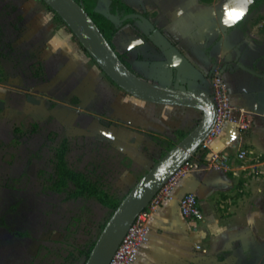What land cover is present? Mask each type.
<instances>
[{
    "label": "crops",
    "instance_id": "crops-1",
    "mask_svg": "<svg viewBox=\"0 0 264 264\" xmlns=\"http://www.w3.org/2000/svg\"><path fill=\"white\" fill-rule=\"evenodd\" d=\"M123 1L136 10L125 17L134 23L122 26L114 44L138 74L154 84L210 94L217 68L236 115L250 122L241 132L228 122L209 138L206 156L193 159L170 197L151 211L148 237L134 264H264V0L247 6L241 0ZM110 4L99 0L96 10L121 24ZM241 7L244 15L226 23ZM42 12L54 17L46 27ZM22 18L21 39L43 64L53 65L48 79L28 94L41 100L29 108L36 119L55 117L68 135L103 137L146 169L165 150L150 133L174 138L176 130L201 119L197 108L148 102L114 84L42 0H26ZM61 27L70 34L71 53H83L86 64L73 61L67 49L52 51L50 39L63 43ZM241 149L246 155L238 159ZM226 150L234 159L229 169L212 170L207 156ZM123 179L130 189L137 182L132 173ZM188 192L197 194L203 221L182 215L179 201ZM214 222L227 231L214 236Z\"/></svg>",
    "mask_w": 264,
    "mask_h": 264
},
{
    "label": "rangeland",
    "instance_id": "rangeland-1",
    "mask_svg": "<svg viewBox=\"0 0 264 264\" xmlns=\"http://www.w3.org/2000/svg\"><path fill=\"white\" fill-rule=\"evenodd\" d=\"M25 2L0 0V100L6 102L0 110V264H84L112 208L51 189L47 178L60 146L69 147L73 168L99 179L116 198L130 189L124 175L141 166L103 137L68 135L55 117L32 115L27 95L53 65L21 39Z\"/></svg>",
    "mask_w": 264,
    "mask_h": 264
},
{
    "label": "water",
    "instance_id": "water-1",
    "mask_svg": "<svg viewBox=\"0 0 264 264\" xmlns=\"http://www.w3.org/2000/svg\"><path fill=\"white\" fill-rule=\"evenodd\" d=\"M67 24L83 48L104 73L125 92L142 100L201 110L199 123L163 155L126 194L107 221L84 264H109L128 229L163 187L198 152L208 139L217 118V107L210 94L197 89L162 86L132 71L108 42L98 25L76 0H43ZM102 60L103 63H98ZM28 102L39 105L33 95ZM6 102L0 100V110ZM161 169L164 171L161 172Z\"/></svg>",
    "mask_w": 264,
    "mask_h": 264
},
{
    "label": "built area",
    "instance_id": "built-area-1",
    "mask_svg": "<svg viewBox=\"0 0 264 264\" xmlns=\"http://www.w3.org/2000/svg\"><path fill=\"white\" fill-rule=\"evenodd\" d=\"M213 70L210 96L215 101L217 107V118L210 136L204 142V147L207 145L209 138L217 135L228 122H235L240 132L247 130L250 126L248 120L236 115V108L230 97L227 80L217 68ZM245 155L246 150L241 149L237 152L236 157L242 159ZM206 159L208 166L212 170H228L234 160L233 153L227 150L211 152ZM193 167L192 160H190L163 185L149 205L138 214L109 264H134L136 262L140 247L146 242L148 237L151 211L170 197L172 189L180 176ZM179 206L182 215L189 221L200 222L204 220L205 216L197 194L193 192L184 194L180 198Z\"/></svg>",
    "mask_w": 264,
    "mask_h": 264
},
{
    "label": "trees",
    "instance_id": "trees-1",
    "mask_svg": "<svg viewBox=\"0 0 264 264\" xmlns=\"http://www.w3.org/2000/svg\"><path fill=\"white\" fill-rule=\"evenodd\" d=\"M76 1L86 9V11L89 13V15L95 21V23L98 25V27L100 28V30L102 31V33L104 34V36L106 37L108 42L116 50V52L118 53V55L120 56L122 61L132 71H134L136 74H138L134 70V68L131 66V64L127 61L126 57L116 49L115 44H114V36L122 28V26L127 24V23H134V20L132 18H125V17L127 15L135 14L136 10L134 8H132L131 6H129L128 4H126L123 0H111V4H110L111 13L115 14V15H119L120 18L122 19L121 24H115L108 16H106V15H104V14H102L96 10L97 3L99 0H76ZM48 8L55 14V16L57 18H59L67 26V24L63 21V19L50 6H48ZM81 46H82V44H81ZM138 75L140 77H142L140 74H138ZM142 78L145 79L144 77H142ZM145 80H147V79H145ZM172 87H174V86H172ZM199 121H200V119L196 120L194 125L189 127V128H179L178 130H176L174 138H167V137H163L161 135H156L154 133H150L151 138L154 141H156L158 144L163 146L165 149L163 151L162 155L155 160V163L163 155H165L171 148H173L176 144H178L199 123ZM202 147H204L203 144L201 145L200 149ZM200 149L198 150V152L200 151ZM68 150H69V147L66 144L61 145L59 150H58L57 159H56L55 164H54V172L52 174H50V176L47 178V182L50 184L51 189H53L54 191H57V192H66V194H67L66 198L67 199H78V198L83 197V196H89V197L95 198L96 200H98L102 204H104L106 206H110L112 208V212L110 214V216H111L113 214V212L115 211V209L119 206L121 201L124 199L126 194H124V196H122L120 198L113 197L112 194L107 189H105L104 185L101 183V181L99 179L92 180L84 172L78 171L77 169L73 168L66 158V154H67ZM198 152H197V154H198ZM203 153L206 156L205 150L203 151ZM196 155L191 159L192 161L196 157ZM200 156L203 157L202 154ZM130 159L132 161H134L132 158H130ZM130 171L133 173V175H135V177L138 181L139 179H141L144 176V174L148 171V169L140 167L139 171H137L134 168H131ZM110 216H109V218H110ZM109 218L102 225L101 232L104 229ZM99 235H98V237H99ZM96 240L90 246V248L87 252V255H86L87 258L89 256L92 248L94 247Z\"/></svg>",
    "mask_w": 264,
    "mask_h": 264
},
{
    "label": "clouds",
    "instance_id": "clouds-1",
    "mask_svg": "<svg viewBox=\"0 0 264 264\" xmlns=\"http://www.w3.org/2000/svg\"><path fill=\"white\" fill-rule=\"evenodd\" d=\"M252 2L253 0H246V3L244 5L247 6L248 4H251ZM40 15H41L40 23L42 26L46 27L48 24H50L53 21L54 17L51 12H42ZM59 35L63 37V43L57 45V44H53L52 39L49 40V45L51 46L52 51L55 53L57 51L67 49L68 52L66 54H71V58L73 61H79L81 63L86 64L88 61L83 53H79V52L71 53L72 46L70 44V39H71L70 34L66 33L65 30L61 27L59 29ZM53 39H55V37H53ZM98 63H103V61L98 60ZM93 71H96V69L94 68ZM210 230L214 236H220L227 231L226 228L220 227L218 225V222H214L213 225L210 226Z\"/></svg>",
    "mask_w": 264,
    "mask_h": 264
},
{
    "label": "snow or ice",
    "instance_id": "snow-or-ice-1",
    "mask_svg": "<svg viewBox=\"0 0 264 264\" xmlns=\"http://www.w3.org/2000/svg\"><path fill=\"white\" fill-rule=\"evenodd\" d=\"M245 3H246V0H241V5H244ZM243 15H244L243 7H241L239 11L234 9L233 12L229 15L228 20H226V23L235 22L236 20H239ZM163 171L164 170L161 169V172Z\"/></svg>",
    "mask_w": 264,
    "mask_h": 264
},
{
    "label": "flooded vegetation",
    "instance_id": "flooded-vegetation-1",
    "mask_svg": "<svg viewBox=\"0 0 264 264\" xmlns=\"http://www.w3.org/2000/svg\"><path fill=\"white\" fill-rule=\"evenodd\" d=\"M28 96V95H27ZM28 101V100H27Z\"/></svg>",
    "mask_w": 264,
    "mask_h": 264
}]
</instances>
